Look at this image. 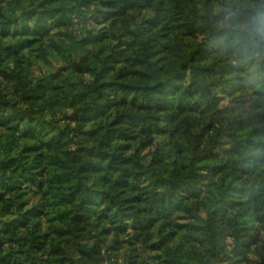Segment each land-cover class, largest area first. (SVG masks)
Returning <instances> with one entry per match:
<instances>
[{
    "label": "trees",
    "instance_id": "trees-1",
    "mask_svg": "<svg viewBox=\"0 0 264 264\" xmlns=\"http://www.w3.org/2000/svg\"><path fill=\"white\" fill-rule=\"evenodd\" d=\"M0 264H264V0H0Z\"/></svg>",
    "mask_w": 264,
    "mask_h": 264
}]
</instances>
